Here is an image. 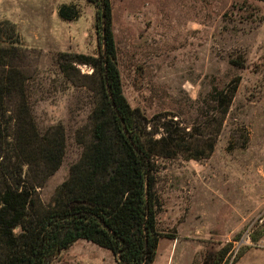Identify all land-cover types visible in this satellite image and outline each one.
I'll return each mask as SVG.
<instances>
[{
	"label": "rangeland",
	"instance_id": "374dc122",
	"mask_svg": "<svg viewBox=\"0 0 264 264\" xmlns=\"http://www.w3.org/2000/svg\"><path fill=\"white\" fill-rule=\"evenodd\" d=\"M64 4L76 7V19L60 16ZM110 5L131 106L158 125L156 117L168 114L194 133L190 141L197 144L200 136L202 146L214 144L212 155L201 160L157 157L154 192L162 234L153 264H202L228 247L225 264H264V0ZM12 25L27 48V95L39 130L57 124L66 130L62 164L41 190L48 204L82 154L77 136L89 125L94 105L86 84L63 75L59 54H102L101 1L0 0V34H12ZM78 67L86 74L93 70ZM238 78L223 117L216 91L225 88L229 95ZM51 264L120 262L110 249L80 239Z\"/></svg>",
	"mask_w": 264,
	"mask_h": 264
},
{
	"label": "trees",
	"instance_id": "16d2710c",
	"mask_svg": "<svg viewBox=\"0 0 264 264\" xmlns=\"http://www.w3.org/2000/svg\"><path fill=\"white\" fill-rule=\"evenodd\" d=\"M100 1L105 53L59 54L63 75L86 84L94 105L89 125L77 136L82 154L48 204L41 190L62 164L66 130L63 124L39 130L27 95V48L14 25L12 34H0V264H51L80 239L110 249L120 264H153L162 234L154 192L157 157L201 160L214 151L212 142L199 143L200 136L197 144L190 141L194 133L168 114L156 117L158 125L131 106L117 63L110 0ZM59 14L73 20L78 10L64 4ZM83 64L92 73H82ZM234 81L229 95L225 88L216 91L223 117L238 88L239 78ZM229 250L209 254L202 264H225Z\"/></svg>",
	"mask_w": 264,
	"mask_h": 264
},
{
	"label": "water",
	"instance_id": "95a60500",
	"mask_svg": "<svg viewBox=\"0 0 264 264\" xmlns=\"http://www.w3.org/2000/svg\"><path fill=\"white\" fill-rule=\"evenodd\" d=\"M103 52L105 53V51H106V43H105V41L103 42ZM147 188H148V186H147ZM118 258L120 259V256L118 255Z\"/></svg>",
	"mask_w": 264,
	"mask_h": 264
},
{
	"label": "crops",
	"instance_id": "0c3cea01",
	"mask_svg": "<svg viewBox=\"0 0 264 264\" xmlns=\"http://www.w3.org/2000/svg\"><path fill=\"white\" fill-rule=\"evenodd\" d=\"M78 241H79V240H78ZM78 241H77V242H78ZM77 242H75V243H77ZM75 243H74V244H75ZM156 260H157V257H156V259H155V261H154V262H156Z\"/></svg>",
	"mask_w": 264,
	"mask_h": 264
}]
</instances>
